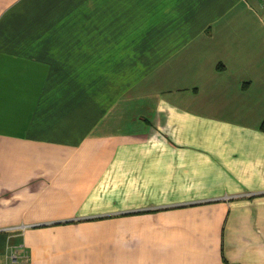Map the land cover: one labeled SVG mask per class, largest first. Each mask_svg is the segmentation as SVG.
I'll return each mask as SVG.
<instances>
[{
	"label": "crops",
	"instance_id": "0c3cea01",
	"mask_svg": "<svg viewBox=\"0 0 264 264\" xmlns=\"http://www.w3.org/2000/svg\"><path fill=\"white\" fill-rule=\"evenodd\" d=\"M263 121L261 0H0V264H264Z\"/></svg>",
	"mask_w": 264,
	"mask_h": 264
},
{
	"label": "built area",
	"instance_id": "2783aa9c",
	"mask_svg": "<svg viewBox=\"0 0 264 264\" xmlns=\"http://www.w3.org/2000/svg\"><path fill=\"white\" fill-rule=\"evenodd\" d=\"M262 1V8L264 9V0H261ZM6 230H2V232H5ZM6 252V259L9 261V262H16V260L18 259V256L16 254L17 252V249H14V247H9L7 248V250H5ZM4 264H7V263H4Z\"/></svg>",
	"mask_w": 264,
	"mask_h": 264
},
{
	"label": "rangeland",
	"instance_id": "374dc122",
	"mask_svg": "<svg viewBox=\"0 0 264 264\" xmlns=\"http://www.w3.org/2000/svg\"><path fill=\"white\" fill-rule=\"evenodd\" d=\"M171 170H169V169H167L166 170V174H167V176H169V175H171ZM117 217V216H116ZM97 221H99L101 224H102V222L104 221V218H102V219H98ZM99 222H97L98 224H100ZM101 228V227H100ZM7 248H9V247H7L6 246V249L5 250H7ZM22 251H20V253L19 252H16V254H17V256H18V259L16 260V262L17 261H27L28 260V255L27 254H23V253H21ZM6 255V252H4V254H3V256H5Z\"/></svg>",
	"mask_w": 264,
	"mask_h": 264
},
{
	"label": "trees",
	"instance_id": "16d2710c",
	"mask_svg": "<svg viewBox=\"0 0 264 264\" xmlns=\"http://www.w3.org/2000/svg\"><path fill=\"white\" fill-rule=\"evenodd\" d=\"M261 129L264 131V121L261 123Z\"/></svg>",
	"mask_w": 264,
	"mask_h": 264
}]
</instances>
